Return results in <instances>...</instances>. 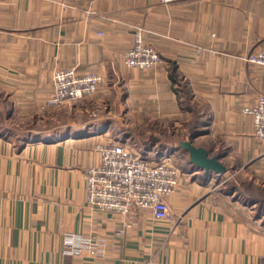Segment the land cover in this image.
Listing matches in <instances>:
<instances>
[{
	"label": "crops",
	"instance_id": "crops-1",
	"mask_svg": "<svg viewBox=\"0 0 264 264\" xmlns=\"http://www.w3.org/2000/svg\"><path fill=\"white\" fill-rule=\"evenodd\" d=\"M138 30L163 64L125 65ZM262 50L264 0H0V264H264V147L243 113L264 95L262 68L246 60ZM67 68L102 76L90 99L100 116L46 106ZM178 85L203 111L183 106ZM117 113L149 133L181 128L184 141L201 132L193 144L226 173L187 158L169 221L90 205L86 171ZM223 180L237 187L216 188Z\"/></svg>",
	"mask_w": 264,
	"mask_h": 264
},
{
	"label": "built area",
	"instance_id": "built-area-1",
	"mask_svg": "<svg viewBox=\"0 0 264 264\" xmlns=\"http://www.w3.org/2000/svg\"><path fill=\"white\" fill-rule=\"evenodd\" d=\"M169 5L176 0H157ZM130 69L150 70L164 63L159 52L144 42L137 31L135 41L124 55ZM247 62L259 66L264 73V51L250 55ZM103 83L95 73H79L76 69L56 70L53 74L54 92L46 101L47 107L72 105L95 94ZM243 113L252 119L249 137L264 147V95ZM142 149V148H141ZM99 163L86 171V198L90 205L106 212L123 215L134 209L149 210L159 221L171 220L167 198L179 186L182 174L175 154L153 151H133L126 141L111 142L97 147ZM157 158L152 160V156ZM225 182L223 180L216 187Z\"/></svg>",
	"mask_w": 264,
	"mask_h": 264
},
{
	"label": "rangeland",
	"instance_id": "rangeland-1",
	"mask_svg": "<svg viewBox=\"0 0 264 264\" xmlns=\"http://www.w3.org/2000/svg\"><path fill=\"white\" fill-rule=\"evenodd\" d=\"M138 31L142 32V30H138ZM262 51H264V50H262ZM257 53H259V52H257ZM252 54H256V53H252ZM252 54H250V55H252ZM99 90H100V88H99ZM99 90L95 94L88 96L87 98H85L79 102H76L75 104L61 106V107H57V108L54 107V113L55 112L56 113H62V114L68 113V114L72 115L71 112H76L77 116L75 117V120H79V121L95 119L96 117L100 116V110L95 108V106L93 107V104H91L90 99L92 97H94L99 92ZM176 90L178 92L177 94L180 95L182 98H184L183 106L185 108H191L197 112L203 111L200 107L197 106V104L192 105V103L190 102L191 100L189 99L190 94L188 93V89L185 85H178ZM77 107L87 109L89 112L88 113L85 112L84 114H83V112L80 113V112L76 111ZM111 122H112L111 128L113 129V131L111 132L110 140L112 142L113 141L117 142L118 141L117 140V134L120 133V130H122L123 128H128L129 130H131V132H130L131 134L126 133L127 135L124 134V136H125V138L128 137V140L126 142L128 143V147H131V149L133 151L145 150V148L143 146H147V148H149L148 149L149 151H153L154 147L155 148L158 147L160 150V148H162V145L158 144L156 147V144H154V142L152 140V139H154V136L163 138L164 140H167L169 138H173L174 140H176L174 142L180 141V143H181L184 141V133L182 131H180L181 128H180V130L173 132L172 126H170V125H167L166 127L164 126L163 128L161 127V129L159 131L157 130V128L155 126V129L158 132L149 133L147 130L149 127L147 125H145V126L143 125L142 119L140 116L130 118V117H125L123 114L121 115V114L117 113L116 116L111 118ZM114 137H116V139H114ZM170 145H172V146H170ZM178 145H180V144L178 143ZM178 145L177 144H166V146H163V150L165 148L166 149L165 151H167L168 153L175 154L176 162L180 166V168L182 169L183 166L185 165V161L187 160V158H189V156H188V154L184 153L183 151H180V150L177 151L176 149H175L176 151L172 150L173 148H176V146H178ZM161 153H164V151L163 152L161 151ZM156 158H157V155L155 158L153 156L151 157L152 160H155ZM218 188L225 190V189H230V186L224 185V186H219ZM262 206L264 208V204Z\"/></svg>",
	"mask_w": 264,
	"mask_h": 264
},
{
	"label": "water",
	"instance_id": "water-1",
	"mask_svg": "<svg viewBox=\"0 0 264 264\" xmlns=\"http://www.w3.org/2000/svg\"><path fill=\"white\" fill-rule=\"evenodd\" d=\"M180 146L188 153L189 161L195 170L203 171L207 175L226 173L227 168L220 162V157H211L205 148L196 147L192 141H183L180 143Z\"/></svg>",
	"mask_w": 264,
	"mask_h": 264
},
{
	"label": "trees",
	"instance_id": "trees-1",
	"mask_svg": "<svg viewBox=\"0 0 264 264\" xmlns=\"http://www.w3.org/2000/svg\"><path fill=\"white\" fill-rule=\"evenodd\" d=\"M177 91V90H176ZM190 109V108H189ZM192 110V109H191ZM193 111H194V109H193ZM194 113H198L197 111H194ZM195 122H196V120H195ZM201 134V132H192L191 134H190V138L189 139H187L186 141H192L195 137H197V136H199ZM127 135V134H126ZM144 148H145V150L146 151H148V149L149 148H147V146H143ZM183 151L184 153H186V154H188L185 150H183L182 148H181V146L180 145H178V146H176V148H173L172 150H174V151ZM159 150V149H158ZM166 149L164 148V150H163V146H162V148H160V153H161V151L163 152V151H165ZM228 185L230 186V191L232 190H234L237 186H236V183H232L231 182V184L230 183H228ZM235 187V188H234ZM263 207V206H262Z\"/></svg>",
	"mask_w": 264,
	"mask_h": 264
}]
</instances>
